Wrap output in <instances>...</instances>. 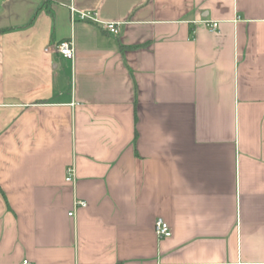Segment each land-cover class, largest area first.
<instances>
[{
	"label": "crops",
	"instance_id": "0c3cea01",
	"mask_svg": "<svg viewBox=\"0 0 264 264\" xmlns=\"http://www.w3.org/2000/svg\"><path fill=\"white\" fill-rule=\"evenodd\" d=\"M24 260L264 264V0H0V264Z\"/></svg>",
	"mask_w": 264,
	"mask_h": 264
},
{
	"label": "built area",
	"instance_id": "2783aa9c",
	"mask_svg": "<svg viewBox=\"0 0 264 264\" xmlns=\"http://www.w3.org/2000/svg\"><path fill=\"white\" fill-rule=\"evenodd\" d=\"M79 13V16L81 19L85 20H93L100 23H103L104 26L110 30L111 32L118 34L120 32L119 23L115 21H102L98 18V15L96 12L88 10H76L75 7H72V12ZM208 24L212 27V29H216L218 27V21L212 20L208 21ZM55 49L64 57L68 59H74L76 54V47L73 39H65L59 42ZM46 50H49V48H46ZM76 179V168L74 165L69 166L68 172H67V180L70 182H74ZM87 202L85 200H76L75 201V207L77 206H86ZM75 213V208L69 212V214L73 215ZM155 230L159 237H169L172 235L173 230L170 223L164 219L163 217H158L155 222ZM23 264H30L29 260H24ZM243 264H253V263H243Z\"/></svg>",
	"mask_w": 264,
	"mask_h": 264
}]
</instances>
